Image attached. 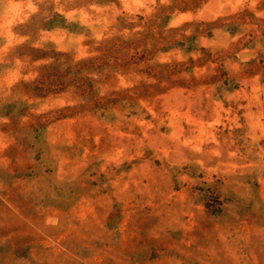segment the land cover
<instances>
[{
	"label": "rangeland",
	"instance_id": "obj_1",
	"mask_svg": "<svg viewBox=\"0 0 264 264\" xmlns=\"http://www.w3.org/2000/svg\"><path fill=\"white\" fill-rule=\"evenodd\" d=\"M27 5L0 0V264H264V17Z\"/></svg>",
	"mask_w": 264,
	"mask_h": 264
},
{
	"label": "clouds",
	"instance_id": "obj_2",
	"mask_svg": "<svg viewBox=\"0 0 264 264\" xmlns=\"http://www.w3.org/2000/svg\"><path fill=\"white\" fill-rule=\"evenodd\" d=\"M10 2V0H9ZM227 3L235 4L240 7L241 10L247 8L256 13L259 17H264V11H257V5L261 4V0H226ZM120 3L133 6L136 11L143 10L145 16L152 15L154 12H158L162 8H167L173 4V0H120ZM28 7H31V0H28ZM194 17L190 14H184V21H191ZM181 21H173L168 25L169 28H179ZM186 35H191V31L185 33ZM200 54L196 53L193 59H199ZM181 60H186L187 57H181ZM160 64L171 63V60H160ZM212 71L211 68L208 69ZM198 71V69H197Z\"/></svg>",
	"mask_w": 264,
	"mask_h": 264
}]
</instances>
